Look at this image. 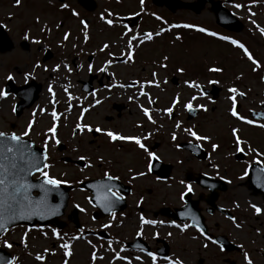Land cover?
Masks as SVG:
<instances>
[{
  "label": "rangeland",
  "instance_id": "obj_1",
  "mask_svg": "<svg viewBox=\"0 0 264 264\" xmlns=\"http://www.w3.org/2000/svg\"><path fill=\"white\" fill-rule=\"evenodd\" d=\"M28 0H24L26 2ZM58 0H30L31 2V10H20L18 11L16 8H12L7 12V9L4 5V0H0V22H2L5 26V29L7 31L11 30L10 33L13 31V33H32L35 35H39L40 33L46 34V38L48 40L61 41V36H59V33L63 31L65 27L72 29V41L69 43V47L73 42H80V36L85 37V35L90 36L89 41L83 42L77 45V48L79 49V53L81 54L80 59H78V56L74 54L73 56H68L67 53L72 50L69 48H64L63 50H59V63L55 60H51L48 62L46 67L49 70H53L51 73V76H49L47 73L44 76H41V79L44 80V89L45 86L48 89L49 85H51L53 92H44V89L41 93V99L43 101L42 108L45 109V113L41 114V112H38V104L32 109V111H26L24 112L19 118L16 120V127H17V133H21L23 131L24 126H27V122L30 119H33V111L35 110L36 114L34 117L35 122L33 125L34 132L37 135L38 131H41V134L44 133V136L47 134V129L51 126V113L53 110H55L58 114L59 119L57 120V139L60 140L61 143L66 144L67 147L63 151H57L56 144L49 139L48 143V150H49V156H50V165L52 166L50 168V174L56 176L60 179H66L72 176L73 170L75 168L72 166L74 164L62 162V157L67 156L70 158H73L76 160L80 156H84L85 160L89 161V164H98V157L107 155V150H104L102 147L96 148L93 146H88L87 139H89V136L87 132H84L79 138H73L69 135V129H72L73 126L77 122H81L80 113H81V107L82 105H88L89 103H92L91 111L85 112L83 115V121L85 123L90 124L93 128L96 126H93V124H96L97 122L102 123V120L100 121L99 116L102 114H105L108 112L109 103L104 100H100V96L94 97L91 99L90 102L87 101V98L83 96L81 91L79 90L77 84V80H85L87 78V72H88V64L86 60L85 53L89 49L94 48L95 49V55H94V61L92 64V72H97L98 69H100L103 65L106 64V61L111 60L112 62L105 67L107 70H110L111 76L113 81H128L130 78H135L137 76L140 80H151V69H157L159 72L158 79L159 81L163 80L164 75H168L169 79L171 77V73L168 72L166 69H161L159 66L155 65V63L148 62V63H137L133 67L125 66L122 63H116L114 61L115 56H122L121 52H125L126 49H121V43L124 41H121V34H119L120 28L119 25H116V21L119 19L120 15L119 13H124L125 10L133 11L134 9L138 8L137 4L134 3L135 0H122V3L119 0H94V8L91 10L90 13L85 12L86 14L82 15L85 16L83 19H81L80 25L77 18H73L68 20L67 22H64L61 26V18L60 14L58 13ZM187 1V0H184ZM191 1V0H190ZM42 3L47 8L43 9V12L38 11L37 6L33 5L35 3ZM71 2H75L74 0H68V3L71 4ZM223 2H226L223 0ZM50 3H56V6L50 5ZM241 4L243 5L241 8L234 7L235 4ZM258 4H252L251 0H230L229 3L225 4L227 8H229L234 14L238 15L240 18L246 17V11L244 12L245 7L247 8V5H249V16L250 12H254L255 15L253 17L249 18L250 24L252 23V20L256 21L257 27H263L264 26V0H258ZM131 5H134L135 8H129ZM149 8V4H143V9L147 10ZM185 10V9H184ZM178 11V9H176ZM187 11V12H186ZM186 11H179L178 14L182 16L183 20L185 19V16L191 20H198L203 19L204 16L207 15V18L209 17V13L206 15H194L193 12L186 10ZM203 11V10H202ZM111 12L112 16L109 17L107 13ZM10 13H14V16L8 20V15ZM20 13V14H19ZM135 14H139L137 12H133ZM205 13V12H204ZM104 15L106 19H113L114 24L112 26H109L106 24L103 20L100 19L101 15ZM39 17V22L37 23V17ZM123 16L122 18H124ZM81 21H88L89 25L87 28L85 26L83 27V24ZM200 20H198L199 22ZM120 22V21H117ZM156 23V22H155ZM150 25L147 23V18L144 19L143 24L145 28L147 29L146 32H153V27L155 25ZM69 26V27H68ZM83 28V31L81 34L79 33V27ZM200 27L207 28L208 31H216V28L211 25L209 21L204 20L203 23L200 25ZM25 28H27L25 30ZM252 28V26H251ZM41 29H44V31H41ZM258 30V29H256ZM251 30V32L243 31L240 35L243 40H245L246 43L252 48H255L254 50H259L260 53V60L262 62V67H264V45L262 41L260 40V37L253 35L254 31ZM132 35H139L138 33L133 32L131 35H127L125 38L132 36ZM253 35V36H252ZM51 36V37H49ZM76 37H79V39L76 40ZM158 39V38H157ZM70 40V39H69ZM82 41V40H81ZM160 42L159 46L154 45L151 47H148V43H144L142 46V52L144 55L148 57L147 54H150V58L152 60H159V56L162 54H168V41ZM49 41V43L51 44ZM165 42V44H164ZM53 44V46H54ZM104 44H108L109 47L107 49H104V51H101L100 49L103 47ZM137 44V41L133 42V45L135 46ZM158 44V40H157ZM181 48L187 51L189 53L187 56L191 59L200 60V58H203L202 53H206L209 56H214L218 54L220 51L223 50H232L230 48H227L226 46L220 47V44L209 40L205 36H203L198 31H192L189 34V37L185 39L181 43ZM55 48V46H54ZM164 49V51H162ZM141 52V51H140ZM202 52V53H201ZM109 53L112 55L109 56ZM13 53H11L12 55ZM25 54V53H24ZM108 54V57L106 58ZM26 55V54H25ZM159 55V56H158ZM9 56L8 53L0 54V81L2 77L9 71L8 69V63H9ZM75 56V57H74ZM230 56V55H229ZM28 58V56L26 55ZM240 57L239 53L234 54L232 56V63H234L237 66L238 69V79L241 78V80H236L234 74H223L221 77L222 86L220 85V91H219V99L214 104V110L211 112L210 107L207 112L203 111L198 118L197 122L199 123L201 129H199L202 133H209L212 136V141L209 143H212L213 140H220V138L217 139L218 136H222L221 133H223V136L230 137V130L226 128L227 124H233L232 119L229 117H226L225 113L228 110L227 107L231 106L230 101L228 100V91L227 88L231 86V84H234L238 90L241 92H246L247 90L250 91V94L247 98V100L244 103H252L253 101L258 102L260 100V95L257 94L258 91H260V87L262 86V83L258 82L255 77H253L247 70V68L244 67L243 61L241 59L238 60ZM257 57V56H256ZM23 60H25L24 55L21 57ZM31 58L35 57L34 55ZM106 58V59H105ZM259 58V56H258ZM74 60V61H72ZM8 61V63H7ZM53 62V63H52ZM73 62V64H72ZM157 63V62H156ZM68 65V68H65L64 65ZM243 64V65H242ZM56 65H60L59 69H56ZM84 65V66H83ZM74 66L75 68L71 69L70 67ZM71 69L69 71L68 69ZM50 72V71H46ZM173 74V73H172ZM60 78L61 80L67 81L64 83V87L60 92L59 89L56 88V84L59 82L57 79ZM176 78H181L180 74L175 73L173 74ZM208 76V75H206ZM136 77V78H137ZM135 78V79H136ZM264 81V79H262ZM239 84V85H238ZM184 84L177 86H174L169 80V83L166 86L165 92L163 93L160 89H156L154 94H152L153 89L155 86L152 85H145L143 91L148 92L149 97L154 101L153 104L149 105L147 103V100L149 97L141 96V99L136 100L137 97L136 94L131 95L132 99L137 101V108L136 106L130 104L129 107V113H127L124 121H125V130H131L135 129L134 133L141 131L142 134H145L147 132H151L155 130L157 131L158 128L167 127L165 132H169L172 129V124L174 120L178 117L180 118L182 116V113H172L169 115L164 111V109L168 108L167 104L170 103L171 105V99L175 95H183L184 90L186 88L183 87ZM67 89V92L65 91ZM192 93L195 94L196 89L191 88ZM140 92V88H137L135 92ZM59 92V93H58ZM57 93V95H56ZM190 93V91H188ZM47 94L53 95L52 98H47ZM69 94L73 97V99L69 100ZM93 100V101H92ZM99 100L101 103L96 104L95 101ZM184 100V102H179L177 105L182 104L183 105L188 102V100L185 101V99L181 98L180 101ZM41 103V101H40ZM79 103V105H78ZM54 104V106H53ZM71 107H69V105ZM195 101H193V105H195ZM141 106L150 108L152 118L156 121L155 124H151L148 122V120L144 117L143 112L141 111ZM169 106V107H170ZM178 109V108H177ZM177 112V111H176ZM50 113V114H49ZM87 113V114H86ZM96 114V115H94ZM43 115L48 116V123H44L42 125V122L40 120V117ZM79 116V117H78ZM36 117L38 118L36 121ZM10 115V105L4 104L1 102L0 107V131L8 133L10 131V123L11 120ZM77 118L78 121H77ZM228 120V123H227ZM167 122V125H166ZM227 123V124H226ZM123 124V123H122ZM222 124V125H221ZM226 124V125H225ZM137 125H140V127H137ZM219 127L217 129L216 127ZM40 127V128H39ZM241 132L244 131L243 127H241ZM124 130V133H128ZM59 131V132H58ZM257 130H253L248 132L245 137L247 141L250 144H254L256 140V132ZM35 135V136H36ZM50 135V134H48ZM169 135V134H168ZM216 135V137H215ZM156 136V135H155ZM222 136V137H223ZM37 138L40 139L39 134L37 135ZM160 146L159 151L160 155L165 159L172 160L173 163V175H176L177 178L181 179L183 176V172H185L188 167L193 163V159L186 153V152H175L173 151V142L176 143V141H170L169 138H163L160 137ZM222 139V138H221ZM221 141V140H220ZM168 143L170 145H168ZM203 144H207L206 142H202ZM222 144V143H221ZM135 148V147H134ZM233 149V148H232ZM230 149V150H232ZM227 151L226 149H223L222 152H219L218 156H215L216 159L225 164H231L232 157L225 153ZM115 155H120L121 153L118 151H115ZM253 153V152H252ZM223 154V156H222ZM132 156V152H128L126 155L127 158ZM259 158L264 159V153L258 154ZM126 160V159H125ZM182 160V161H180ZM114 162V160H113ZM123 160L119 162V165H116L117 167L122 164ZM264 163V161H262ZM261 162V163H262ZM232 165V164H231ZM115 166V167H116ZM84 172L79 171V173L83 174H77L84 176L85 173H92V167H86ZM182 175V176H181ZM173 182H175L172 186L166 183L160 184V191H159V203H179L178 197L174 195V191H178L182 188L180 184H178V180L174 179ZM180 182V181H179ZM246 190L245 185H230L229 186V192L228 196H233L238 199L239 197L244 196V192ZM74 203L77 204L78 202L82 203L81 196H79L77 193H74L73 195ZM170 199V200H169ZM242 199V198H240ZM169 200V201H167ZM73 202V200H72ZM71 202V205H73ZM226 204L230 205V200L224 201ZM72 207V206H70ZM82 207V206H80ZM235 207V206H233ZM67 211V210H66ZM240 215L248 214V211L246 209L242 210ZM250 215V214H249ZM252 215V214H251ZM134 219H128L127 223L134 222ZM236 222L239 223L241 226L240 228L233 229V232L231 231V224L228 222H224V232L226 233L229 231L232 236L231 239L235 240L238 243L242 244L243 248V254L247 252L249 256L253 259L254 264H264V258H259L258 255L262 254L264 252V239L262 238V234L264 232V226H262V223H264V213L257 217V218H248L247 217H240L239 219H236ZM261 222V224H259ZM212 224V222H211ZM71 228V225H68V229ZM170 232H172L173 237H171V240L174 242V247L180 248L182 246H185L186 242L189 241V248L192 246L193 249L190 250L189 257L193 256V253L195 251V248L197 246L202 245L201 239L196 236V233L194 231H190L188 229H185V231L181 232L179 229L175 228H168ZM111 237L108 239V241H100L95 236L90 237H78L74 236V233H72L69 230L64 231L63 233H59V238L54 237L52 235V228L44 229L42 231H32L28 230L24 227H15L11 229L7 235L0 240V247L5 248L7 251H9L13 257H16L17 260L14 262V264H63V261L67 259L68 264H128V261H131V264H136L133 262V257L127 258L126 252L123 249L122 245V236H124L126 233H123V231L120 228L113 227L110 229ZM134 226L128 233V235L131 236L133 233ZM27 233V234H26ZM41 233H44L43 238L39 236ZM26 234V235H25ZM72 237H77V239H72ZM24 239L25 243L27 244V248H25L24 244H22L20 241L21 239ZM4 240H7L9 243L12 244L11 248L4 247ZM111 241V250L109 249V242ZM69 243L70 249L72 252V255L70 257L65 258L63 255V249L59 247L62 243ZM47 248L49 249L48 253H44L43 250ZM203 250V249H202ZM41 253L45 255L44 261H36L35 256L37 253ZM95 252L97 259L92 260V253ZM116 253H119L120 256L126 257V260H120V259H114V256ZM236 258L239 259V263H243L242 256H237ZM242 258V259H241ZM263 261V262H262ZM244 264V263H243Z\"/></svg>",
  "mask_w": 264,
  "mask_h": 264
},
{
  "label": "flooded vegetation",
  "instance_id": "obj_2",
  "mask_svg": "<svg viewBox=\"0 0 264 264\" xmlns=\"http://www.w3.org/2000/svg\"><path fill=\"white\" fill-rule=\"evenodd\" d=\"M75 2H71V5L68 4V0H58V6H59V11L58 13L60 14L61 18V26L63 25V20L64 22H67L69 19H73L77 16H80V13L82 12L83 14H86L85 12L90 13L91 10L93 9H86L83 3L80 0H74ZM67 4V8H61V4ZM4 7L7 9V12L12 9L16 8L18 11L23 10H31V2L30 0L24 2V0H21L20 5H16L14 0H4ZM37 6L38 11L41 12V8L43 4L40 3H35L33 4ZM85 11V12H84ZM77 13V15H73V13ZM20 14V13H19ZM8 15V20L11 19L14 16V13L7 14ZM40 15H38L39 17ZM85 17V16H84ZM83 17V18H84ZM40 18V17H39ZM2 23V22H0ZM78 23V22H77ZM88 23V21H85V24ZM3 24V23H2ZM4 25V24H3ZM5 27V26H4ZM69 27V26H68ZM70 28V27H69ZM69 28L65 27L63 31L59 33V36H61V41L57 39L56 43V48H54L53 44L54 41L51 42V40H48L46 38V34L40 33L39 35H35L32 33H13V31L10 33L11 30L7 31L10 42L9 44L4 41L3 47L2 44L0 43V53H10L9 56V74L13 77L12 80H7L4 81L3 87L11 88L10 90V95L13 96L14 101L12 104V109L15 106L16 100H17V95L15 92V89L27 82L30 81H37L41 84V89H43L44 80L41 79V76H44L46 73L51 76V73L53 70H49L46 65L48 64L49 61L55 60L54 62L59 63V50L64 49V47L67 49L70 47L68 46L70 41H72V32H68ZM27 28H25L26 30ZM69 33V36L67 39H64V34ZM25 34L28 35V39H25ZM70 39V40H69ZM39 40L40 43L36 44L34 41ZM51 42V44L49 43ZM7 47V49L4 51L1 48ZM75 50V49H73ZM61 51V50H60ZM77 50L76 52H78ZM35 52V59L31 58L34 55ZM76 52H73L75 54ZM134 52V60H137L140 57V54L138 51H133ZM11 53H13L11 55ZM28 58L26 57V55ZM49 55L48 59H44L45 55ZM24 55L25 60H23L21 57ZM91 55V54H90ZM89 56V55H87ZM75 57V56H74ZM126 57L124 59V65L129 66L131 62H125ZM53 63V62H52ZM39 65L38 67H35V65ZM32 65H34V68H32ZM106 68V67H104ZM30 70V71H29ZM50 71V72H46ZM93 73V74H91ZM27 74V78L26 75ZM97 76L92 80L91 84V92L90 94L84 93L87 95L88 99H90L92 93L98 94L100 93V96H104V101L109 103V108L108 112L105 114H102L99 116L100 121L102 120V123L97 122L96 124L103 128V129H111L114 131H119L122 134H129V135H136L134 133L135 129L131 130H125V117L127 113H129V107L130 104L137 106V103L133 99H129L131 97L132 92L129 91V89L137 88L140 82L136 81V86L135 87H128V84H131L134 80L133 78L128 79V81H113L111 72L110 70H107L105 72L99 71L98 73L91 72L89 71L87 73V79H89L91 76ZM101 77V79H100ZM59 82L55 86L59 87L58 89H61V84H63L60 75L59 78L57 79ZM80 83V81H79ZM8 84V85H7ZM81 84V83H80ZM124 84L125 87L121 88L118 85ZM106 85H113L111 88L105 87ZM81 88V85H80ZM137 93V92H136ZM257 94L260 95V100L258 102L253 101L252 107L250 108L249 106H243V108L238 105V111L249 118V111L254 110L257 111L260 108L261 101L264 100V91L260 90L257 92ZM248 96L247 93H245V96L243 97L242 100H245V97ZM138 99V98H137ZM93 101V100H92ZM90 102V101H89ZM117 105H120L121 108L117 110ZM250 105V104H249ZM86 108V107H83ZM90 110V108H89ZM213 110V108H211ZM96 115V114H94ZM12 116L14 119L18 118L19 116L16 113V110H12ZM175 121V120H174ZM185 121V120H184ZM233 121L235 124H237L239 121L236 120L233 117ZM260 121V120H256ZM190 123V121H187ZM261 122H264V119L261 120ZM123 123V124H122ZM10 127H12L16 132V123L10 124ZM25 127L23 128V130ZM124 130L127 131L128 133H124ZM59 132V131H58ZM184 134H186L184 131H182ZM81 132H76L72 133L71 136L73 138H79ZM36 135V133L34 134ZM32 132L29 133L27 138H32L36 144H39L42 146L43 139H44V134L41 135V138L38 139L37 135L34 136ZM190 139L186 138H179L178 144L189 141ZM88 146H94L96 148L102 147L104 150H107V155L111 160H114L115 158V166L119 165V162L121 159L123 160L122 164L120 166L116 167H110L106 164H98V165H92V173H88L85 176L81 177L80 175L78 176H73L71 179L68 180V183L65 185H69L72 187V195L73 193H77L79 196H81L82 203L78 202L80 206L87 207L83 208L84 212L89 215L90 219L87 218L84 214H80V208H77L76 211V218H77V225L76 227L73 225V229L81 234H93L97 233L99 235V232H103L105 234L104 240L110 239L111 235V230L113 227L115 228H120L123 233H126L124 236H122V245L123 249L126 252L127 257H132L136 255L137 253L144 255L146 259L148 260V264H151V259L146 255L147 251H152L157 254L158 260L157 264H167L165 260H163L162 257L168 256L171 258H179L183 264H246L243 258V253L242 249L239 246V244L235 240L231 239V234L233 232V229H235V225L233 224L232 220L229 219V217H235V219H239V214L236 211L232 210V206H239L240 205V199H236L232 193V197H229L228 190H229V185L233 184H238V176H229L227 178H224L221 180L220 186H222L223 191H219L216 193L214 196L213 203L212 204H207V200L209 199V191L206 190V193H200L197 197L200 199L199 205L201 206L200 208V217L202 218L203 221V226H204V231L206 236L211 237V239H205V236H201L202 238L201 243L202 245L197 246L195 248V251L193 253V256L189 257L190 250L193 249L191 246H189V241L186 242L185 246H182L180 248L174 247V242L173 240L170 239V237H163L164 240H160L158 238L160 230L159 225L160 221H163V224L167 226H173V222L175 224H189L190 225V220L194 216L197 220V215H191V219L187 218L185 221H180V220H174L172 218H167V217H162L161 214L159 213L160 208L166 207L170 210L173 209L176 205H167V204H160L159 203V180H157V175H154L152 171L150 173L147 172L146 168V154L145 153H139L135 155L133 152L132 156H138L135 159L136 160H130L127 162V157L126 155L128 154L129 151H127V147H132L134 146V143L131 142H111L108 140V138L103 135V133H97L95 131L90 132V138L87 139ZM146 146L149 148V150L156 152L160 156V151H159V139L157 141L155 140H146L144 141ZM59 147L62 149H66L67 145L63 144L60 142V145H56L57 151H59ZM245 151L243 158L250 156V150L246 148L245 145H243ZM48 149V148H47ZM115 151L120 152L121 154L117 157L115 155ZM141 151V150H140ZM259 152H262L261 146L259 147ZM131 156V157H132ZM164 163H168L171 166H173L172 161L169 159H165L161 157ZM126 159V160H125ZM132 167L133 170H140V171H145L146 175L144 177H138L136 180H131L130 176L131 174L128 172V168ZM210 165L209 163L206 164V168H209ZM243 168V165L240 167V169ZM108 172L109 175L117 176L118 180H115L116 182H108V184H111L113 187V190H119L120 194L124 196V199L121 200L122 202L119 201L108 213L107 216L103 218H99L95 220V216L97 215L96 209L93 207L92 204L88 203L90 193L79 187V185L84 183L83 181H95L99 180L102 177H104V173ZM222 177H225V173L221 174ZM212 178L214 179H220L219 176H217V171H214ZM166 180V179H164ZM257 183L259 184L260 188H264V178L263 177H257L255 178ZM230 181V183L228 182ZM242 184V183H241ZM240 184V185H241ZM71 195V196H72ZM253 193L251 192H245L244 197L242 198V203L251 205L253 203L257 204L258 206H264V200L260 194H254L256 198H248L251 197ZM141 197L143 199L141 200ZM194 198V197H193ZM196 198V197H195ZM230 200L231 204L228 205L224 201ZM120 207V209L116 210L115 208ZM140 216H144L146 220H155L158 223L155 225L152 224H141L140 223ZM68 218V217H67ZM66 219V217H65ZM128 219H134V222L127 223ZM103 220L106 225H109L106 227L105 230L100 229L98 231L94 230V227H88L90 223H97L98 221ZM193 220V219H192ZM194 221V220H193ZM228 222L231 224V234L229 231L226 233L224 232V222ZM79 222V223H78ZM212 222V224H211ZM134 226L133 233L128 235L132 227ZM191 226V225H190ZM84 227V228H83ZM140 232L141 235L137 236L136 233ZM200 234V233H199ZM224 236L228 241H223L219 240L218 237ZM140 237L141 240L136 239ZM162 238V239H163ZM215 240L216 243H213L212 241ZM231 243V244H230ZM233 244V245H232ZM206 245V247H205ZM140 248H143L145 251H140ZM203 249V250H202ZM242 256V261L243 263H239V259L236 258L237 256ZM259 258H264V252L260 255H258ZM251 258V257H250ZM252 259V258H251ZM140 264H144L143 262L139 261ZM263 262V261H262ZM252 264H254V261L252 259Z\"/></svg>",
  "mask_w": 264,
  "mask_h": 264
},
{
  "label": "snow or ice",
  "instance_id": "obj_3",
  "mask_svg": "<svg viewBox=\"0 0 264 264\" xmlns=\"http://www.w3.org/2000/svg\"><path fill=\"white\" fill-rule=\"evenodd\" d=\"M16 5H20L21 0H14ZM258 0H251L252 4L257 3ZM144 0H140V4L143 5ZM243 5L237 3L234 5L236 8H241ZM61 8H67V4H61ZM73 15H77V13H73ZM109 17L112 16V13L109 12L107 13ZM250 15H255V13H251ZM101 20H103L106 24L109 26H112L114 24L113 19H106L105 16L102 14L100 17ZM157 19H160L157 17ZM39 22V17H37V23ZM254 25L256 23L255 20L251 21ZM82 24H84L85 28H87V25L85 24L84 21H81ZM126 30H128V25L123 26ZM170 27H181V25H171ZM184 28H196V31L200 33H206V35L215 37L217 36L216 32L208 31L207 29L203 27H196L191 24H184L182 25ZM260 34L264 36V28H258ZM41 31H44V29H41ZM130 31V30H129ZM165 29L161 28L159 31L153 33V32H144L142 33L143 35V41H140V43H143L144 41H151L154 36L158 37L161 35L162 32H164ZM69 36V33L64 34V39H67ZM25 39H28V35L25 34ZM87 35H85V39L87 40ZM139 37L137 35H132L128 41H127V51L126 52H121V55L126 57L125 62H132L134 59V52H133V42L137 41ZM175 39L179 40L180 37L177 36ZM219 39L221 40H227L229 41L232 45L236 46L237 48L241 49L243 52V55L251 62V64L254 66L253 71L256 69L260 68L261 65L258 63L256 59L253 58L252 54L249 52V50L245 47L243 43H240L237 39H232L228 36H220ZM36 44H39V40L34 41ZM109 47L108 44H104L103 47L100 49L101 51H104V49H107ZM112 54L109 53V56ZM169 57L164 56L163 60L166 62L168 61ZM112 61H106V64H110ZM39 65H35V67H38ZM60 65H56V69H59ZM65 68H68V65H64ZM159 67L161 69H166L167 68V63H160ZM71 71V69H68ZM88 70H92V65H88ZM98 71L105 72L107 71V68H100ZM175 71L181 75L185 74L186 69L184 66H178L176 67ZM207 71L209 73H221L223 71V68L220 66H213V67H207ZM26 78H27V74ZM157 72H152L151 80L144 81L140 83V94L149 97L148 92L143 91L145 85H152L155 87H159L160 84L156 80L157 77ZM6 79L12 80L13 77L11 74H9ZM136 81H133L131 84H128V87H135L136 86ZM164 83H167L165 80ZM209 84H218V80H209ZM184 84L188 88H195L198 92V95H193L190 97L187 103L183 105L186 111L189 113L193 112L194 106H193V101L197 100L198 97H205L209 99L210 102L215 103V101L211 100V97L208 96L207 91L204 89L203 85L197 83L195 80L192 79H186L184 80ZM113 85H106L105 87L111 88ZM119 87L123 88L125 87L124 84L118 85ZM67 92V89H65ZM48 92L52 93V87L49 85L48 87ZM228 92L231 93L232 95L228 96V100L231 101V106L228 109L230 115L234 117L238 121H242L245 124L248 125H256L257 127L264 129V123H258L254 119H249L244 115H241L240 112L238 111V105L236 101V96L239 95L241 97L245 96V93L243 92H238L237 88L235 87H230L228 88ZM93 96H95V93H92ZM8 96L7 91L4 89H0V98H6ZM69 100L73 99V97L69 94ZM129 99H132V97H129ZM180 102L179 95H177L175 98L172 99L170 107L164 109L166 113L171 115L174 111V107ZM96 104H99L100 101L96 100ZM147 103L149 105L153 104L154 101L149 97L147 100ZM264 103V101H262ZM54 106V104H53ZM71 107V105H69ZM195 108H199L205 112L208 111L207 107L203 104H197L195 105ZM15 111V106L12 109ZM41 113L45 112V109L41 108L39 109ZM88 111V108H83L81 113H80V118H83V115L85 112ZM141 111L143 112L144 117L150 122L151 124H155L156 121L152 118L151 115V109L148 107H143L141 106ZM35 110L33 111V119L29 120L27 122L26 128L20 133L17 134L15 132L12 133H6L3 131H0V233L6 232L7 227L6 223L11 222L15 219H28L30 216L34 215H41V218H43V210H48V214L52 215L56 213V210L59 208V205L55 206H49L47 202V197L50 192L55 191L59 185L61 184H67L68 181L66 179H60L57 178L54 175L50 174V168L52 167L49 163H47L49 157L47 153V148H48V143L49 139H51L54 144L58 145L60 144V140L57 139V120L59 119L58 114L55 110L52 111L51 113V126L47 129V134L45 135L42 143V150L37 153L32 151V145L25 143L23 141V137H27L29 133L31 132L33 128V124L35 122L34 117H35ZM254 115L258 116H264V112L261 113H255ZM137 127H140V125H137ZM181 127L180 121H177L175 124V128L179 129ZM74 133L79 131V132H97V133H103L109 141L111 142H131L136 145V147L141 150L143 153L146 154V168L147 172L150 173L153 168V162L154 161H159L160 156L154 152L149 150V148L146 146L144 141L148 139V135H129V134H122L119 131H114L111 129H103L99 126L93 128L90 124L88 123H81L77 122L75 125V129L73 130ZM183 131L187 133L188 136L192 137V140H190L189 146L192 148L193 151H196L197 149L201 148V142H210L212 140V136L210 134L204 133L201 134L199 133L196 129L195 126L192 127H187L184 128ZM232 137H233V142L235 146L236 152L243 153L245 151L244 147H242V144L245 142L241 140L239 136V129L233 127L230 129ZM50 134V135H48ZM150 135V134H149ZM171 139L175 141L177 139L176 133L173 132L171 134ZM193 141H196V143H193ZM177 148H179V145H176ZM211 148L213 151H216L218 148V144L216 143H211ZM250 151L255 152V149L249 148ZM80 160H85L84 156L78 157ZM98 160L100 163H103V157H98ZM256 164H261V161L257 159L255 161ZM88 167H91V165H86ZM213 168H216L217 165L213 164ZM261 172H264V166L260 168ZM39 173V176L42 178V180L39 183H29L27 180V177L31 176L32 173ZM128 172L131 174L130 179L131 180H136L138 177H144L146 175L145 171H140V170H133L132 167L128 168ZM244 176L248 175V170L245 169ZM104 176L108 181H114L118 180L117 176L109 175L108 172L104 173ZM243 178V177H241ZM160 177H157V180H159ZM220 179H224V177H220ZM230 183V181H228ZM181 184H184V181H180ZM89 188H96L97 192H103V195H97L96 197V204H98L100 207L104 209V211H110L119 201L124 199V196L120 194L119 190H113V187L111 184L105 183V184H97V185H89ZM31 189H39L40 190V198L38 200H34L30 196V190ZM193 191L192 186L190 184H184V190L180 193V199L183 200L185 197L186 193H191ZM143 197H141V200ZM89 204H92V200H88ZM95 206V205H94ZM79 207V205H77ZM238 207V205H237ZM252 208L253 212L257 215H260L262 212H264V207L258 206L257 204L253 203L250 205ZM81 212L84 211L83 208L79 209ZM187 213H181L182 216L186 215ZM192 219L195 221V217L193 216ZM230 220H232L233 224L235 225L236 228H240V224L236 222L235 217H229ZM140 223L143 224H152L155 225L158 222L155 220H146L144 216H140L139 218ZM174 226L177 227L181 232L185 231L190 225L185 223L182 226L179 224H175L173 222ZM109 225H104L103 227H108ZM193 226L197 227V231L200 233L201 236H205V239H211V237L206 236L205 231L200 228L197 224H194ZM27 234V233H26ZM25 234V235H26ZM52 235L54 237L59 238V233L55 228L52 229ZM137 236L141 235V233L138 231L136 233ZM171 235V233H169ZM72 239H77V237H72ZM22 244H24L25 248H27V244L25 243L24 239L22 238L20 241ZM213 243H216L215 240L212 241ZM4 247L6 248H11L12 244L9 243L7 240H4ZM61 249H63V255L65 258L70 257L72 255L70 245L69 243L65 242L59 245ZM206 247V245H205ZM242 247V246H241ZM109 249L111 250V241L109 242ZM140 251H145L143 248H140ZM44 253H48L49 249L45 248L43 250ZM146 255L151 259V264H157L158 256L156 253L152 251H147ZM92 260H96L97 256L96 253H92ZM163 260L167 262V264H183V262L179 258H171L168 256L162 257ZM114 259H120V260H126V257L120 256L119 253H116L114 256ZM135 259L137 261L141 260L140 256H136ZM243 259L246 262V264H252V259L250 258L249 254L245 252L243 254ZM17 260L16 257H12L11 259H8L6 257L0 256V264H14V262ZM36 261H44L45 260V255L41 253H37L35 256ZM63 264H68L67 259L63 261ZM128 264H131V261H128Z\"/></svg>",
  "mask_w": 264,
  "mask_h": 264
},
{
  "label": "water",
  "instance_id": "obj_4",
  "mask_svg": "<svg viewBox=\"0 0 264 264\" xmlns=\"http://www.w3.org/2000/svg\"><path fill=\"white\" fill-rule=\"evenodd\" d=\"M24 141V140H23ZM25 143H28V144H31L32 145V151L34 152H37L39 153L41 150L39 149H36L32 143H30V141H24ZM27 180L29 181V183H39L41 180L40 179H37V180H31L30 179V176L27 177ZM32 191H38V194L33 196L32 195ZM40 190L39 189H31L30 190V196L34 199V200H38L40 198ZM56 196L57 197V200H53V196ZM47 202H48V205L51 207V206H55V205H59V186L58 188L53 191V192H50L48 197H47ZM65 202L64 200L60 202V205H59V208L56 210V213L55 214H52V215H49L48 214V210H43V218H41V215H34V216H30L28 219H15L13 221H11L10 223L5 221L6 223V227L8 228L9 226L13 225V224H20V223H23V224H28V225H33L35 223H39L40 225H43V224H46V223H51V224H54V225H59V222H56L57 220V217H59V214L61 213L60 211L62 210V205H64ZM0 256H3V257H6L9 259L8 255H6L3 251L0 250Z\"/></svg>",
  "mask_w": 264,
  "mask_h": 264
}]
</instances>
